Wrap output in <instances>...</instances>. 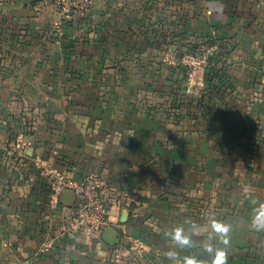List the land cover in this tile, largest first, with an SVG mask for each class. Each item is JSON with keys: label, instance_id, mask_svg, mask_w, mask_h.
<instances>
[{"label": "crops", "instance_id": "obj_1", "mask_svg": "<svg viewBox=\"0 0 264 264\" xmlns=\"http://www.w3.org/2000/svg\"><path fill=\"white\" fill-rule=\"evenodd\" d=\"M229 36L236 47L226 59L219 48L213 65L240 84L264 72V0H93L67 16L41 0H0V264H111L129 245L164 255V230L191 219L192 201L233 225L228 264L264 263L248 198L264 199V92L262 128H240L237 115L207 114L199 73L194 93L184 79L192 46ZM35 47L58 58L53 93L26 86V69L44 70L26 65ZM36 159L98 178L115 245L75 224L74 194L51 195Z\"/></svg>", "mask_w": 264, "mask_h": 264}, {"label": "rangeland", "instance_id": "obj_2", "mask_svg": "<svg viewBox=\"0 0 264 264\" xmlns=\"http://www.w3.org/2000/svg\"><path fill=\"white\" fill-rule=\"evenodd\" d=\"M46 2L47 4L53 6L55 10L60 13L58 10L59 8L54 5L53 2L49 0H41ZM195 9V5L190 6L189 9ZM207 37L204 38L202 43L207 42L205 40ZM225 41H217L218 48L222 49L224 51V54L222 56L227 58V55L230 56V53L233 48L236 47V41L233 39L231 36L226 37ZM1 55L0 58L2 59L4 57V54L0 51ZM222 53V52H221ZM223 57V58H224ZM57 57L54 55V53H48L45 52V50H37V48H31L30 52H26V65H40V68L42 65L44 67V70H38L36 69H26V79L31 80L30 82H26V86L29 85V83L32 85L34 82L35 86H38V84L41 86V90L45 93H53L52 89V84L54 85V78L56 76L55 71V62L57 61ZM216 57H214L213 63L215 61ZM4 65V64H1ZM0 65V68L2 67ZM238 65H233V67H237ZM213 67V68H212ZM225 67V65H212L208 71H205L201 75V78L203 79L204 83V89H206V105H207V114L211 113H217L222 117H226L229 115L231 117L232 115L239 116V119L237 123L240 124V128L242 127H248V123L251 121H254L253 124L249 126V129H252L253 127L256 129H261L263 126V118L261 117L260 109L257 104H262V95L264 92V87H263V82L261 81L262 78L264 77V72L260 70V73H248L245 76V79L243 80V83H239L236 79L235 76H233L229 70ZM70 73V72H69ZM72 73V71H71ZM70 73V74H71ZM75 73L73 72L72 75ZM196 77V74H195ZM194 77V80H195ZM65 76L63 75V79ZM186 78V79H185ZM184 79L187 81V73L184 75ZM193 80V81H194ZM193 84V82H192ZM188 85V83H187ZM187 87V86H186ZM32 88V87H31ZM253 90L252 91V96L254 98V108L256 112L255 118H251V112L250 109H247L246 107L247 102L250 100L249 97L246 94L247 90ZM34 90V89H33ZM192 88L190 89V92H187L188 94L194 93L192 92ZM198 95H200V91L197 92ZM230 97H232L233 101L234 100H239V102H246L244 108L242 110H237L238 108L234 105L231 104ZM203 98V97H202ZM216 99V100H215ZM249 99V100H248ZM211 101L213 104H218L219 106H216L215 104H211ZM181 104V103H180ZM185 104V103H183ZM197 104V103H196ZM174 116V115H173ZM250 116V117H249ZM173 121L177 122V118L173 117ZM229 121L232 123H236V121L231 120L229 118ZM229 124V123H228ZM233 126H236L235 124ZM245 134L243 132H236V135H233V137L236 138H244ZM203 205V204H202ZM210 205L207 207L200 206L198 202L192 201L188 211H189V216L192 220L194 221H199L198 216H201L202 220H205V216L208 212L211 211L209 208ZM213 212V211H211ZM247 223H244L242 226H245ZM147 235H142L140 240L138 239L137 242L139 244H144L146 240H148V237L146 239ZM145 240V241H142ZM128 250L126 254L124 253V250L121 251L122 253L120 254V257L115 256L114 261L111 262V264H169L168 260L165 258L164 255H162L161 251H157L156 249L149 247V248H143V246H134L133 248L131 245L126 247ZM118 254V252H117ZM118 254V255H119ZM117 259V260H116ZM116 260V261H115ZM259 264H264V263H259Z\"/></svg>", "mask_w": 264, "mask_h": 264}, {"label": "built area", "instance_id": "obj_3", "mask_svg": "<svg viewBox=\"0 0 264 264\" xmlns=\"http://www.w3.org/2000/svg\"><path fill=\"white\" fill-rule=\"evenodd\" d=\"M57 6L60 14L67 16L71 11L86 12L93 4V0H49ZM215 41H208L199 45L194 50H189L186 55L187 87L190 92L195 74H203L213 65V60L218 51ZM35 166L40 175L44 176L51 190V195L58 197L63 191L72 192L76 198L73 208L75 224L81 228L100 231L109 226V204L105 198L102 186L94 175H85L75 179L66 171L59 170L53 165L36 159Z\"/></svg>", "mask_w": 264, "mask_h": 264}, {"label": "clouds", "instance_id": "obj_4", "mask_svg": "<svg viewBox=\"0 0 264 264\" xmlns=\"http://www.w3.org/2000/svg\"><path fill=\"white\" fill-rule=\"evenodd\" d=\"M251 202L249 227L264 233V199L248 196ZM233 225L208 212L203 223L185 219L182 224L164 230L169 247L164 252L169 264H228V248ZM199 250L206 255L201 258Z\"/></svg>", "mask_w": 264, "mask_h": 264}, {"label": "water", "instance_id": "obj_5", "mask_svg": "<svg viewBox=\"0 0 264 264\" xmlns=\"http://www.w3.org/2000/svg\"><path fill=\"white\" fill-rule=\"evenodd\" d=\"M118 235L119 231L110 226L105 227L102 231V237L109 245H115L118 242Z\"/></svg>", "mask_w": 264, "mask_h": 264}, {"label": "trees", "instance_id": "obj_6", "mask_svg": "<svg viewBox=\"0 0 264 264\" xmlns=\"http://www.w3.org/2000/svg\"><path fill=\"white\" fill-rule=\"evenodd\" d=\"M199 46V44H197L196 46H192L190 49L191 50H194L196 47H198ZM213 68V67H212Z\"/></svg>", "mask_w": 264, "mask_h": 264}]
</instances>
